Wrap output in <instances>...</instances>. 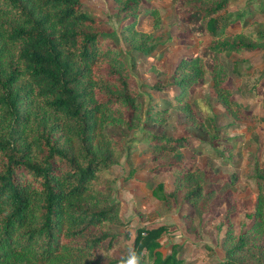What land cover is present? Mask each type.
Returning <instances> with one entry per match:
<instances>
[{
    "label": "trees",
    "instance_id": "1",
    "mask_svg": "<svg viewBox=\"0 0 264 264\" xmlns=\"http://www.w3.org/2000/svg\"><path fill=\"white\" fill-rule=\"evenodd\" d=\"M230 1L183 0L177 8L182 20L196 22L194 32H204L209 40L203 51L180 57L170 82L149 85L175 89L169 104L160 107L151 93L145 102L131 72L135 62L127 60L130 52L150 54L159 44L152 30L136 26L142 0H114L128 17L120 34L86 11L81 0H0V264H121L130 250L140 255L141 264L145 253L152 264H183L181 245L160 250L164 224L137 227L130 243V232L116 229L125 221L111 197L110 167L125 152L130 177L142 170L131 160L132 146L154 150L157 162L150 172L173 175L170 190L163 181L148 186L162 213L181 201L209 205L218 188L231 186L220 179L210 183L207 164L192 166L176 155L187 144L186 134L145 129L163 124L174 108L214 143L226 128L216 123L214 103L233 118L244 113L229 82L235 66L230 69L223 56L264 48V29L227 28L247 12L246 7L227 10ZM148 17L153 29L160 26L157 7L148 9ZM205 82L210 94L203 97L206 111L199 118L191 97ZM248 93L264 115V71ZM140 124L144 129L138 134ZM249 176L256 189L250 221L235 231L232 215L240 197L226 191L224 254L213 264H264V162L255 159ZM185 227L196 231L189 213Z\"/></svg>",
    "mask_w": 264,
    "mask_h": 264
},
{
    "label": "rangeland",
    "instance_id": "2",
    "mask_svg": "<svg viewBox=\"0 0 264 264\" xmlns=\"http://www.w3.org/2000/svg\"><path fill=\"white\" fill-rule=\"evenodd\" d=\"M83 8L96 19L106 21L118 34L122 26L127 23L128 17L118 12L114 0H81ZM183 0H142L140 12L137 16L136 26L145 30H152L155 40L159 42L150 54L130 52L127 60L135 62L132 74L140 85L145 102L148 93L153 96V101L160 107L169 104V97L175 89L171 86L161 89L150 88L155 82H170L172 72L177 61L184 54H194L203 51L204 45L209 40L204 32L196 33V22L192 24L182 20L177 14V8ZM246 0H231L227 10H241L246 5ZM256 2V1H254ZM157 7L161 17V24L153 29L152 18L148 17V9ZM262 10L253 13L250 17H244L239 23H228L227 28H243L245 31L256 32L264 29V0H261ZM124 49L127 46L119 38ZM162 52V53H161ZM161 53V54H160ZM231 70L230 84L235 97L243 103L245 110L239 118L228 115L219 103H214L213 109L217 112L216 123L226 125L220 129L221 139L209 143L208 134L199 127H190L184 123L182 112L169 108V114L163 124L153 123L146 125L147 131L164 133L168 136L186 134L188 141L185 146L176 150V155L189 162L192 166L207 164L209 171L207 179L210 183L217 179L231 182V186L218 188L215 197L208 202L202 201L193 204L191 202H179L168 212L160 211V201L153 197L149 191V185L157 181H163L164 187L170 190L173 187V175L166 171L160 174L150 172L156 164L154 150L147 145L136 143L132 146L133 164L141 165L142 170L134 172L128 177L129 165L125 161V152L120 161L110 167L115 180L112 183V199L120 204V215L125 221L123 225H117L116 229L122 234L130 232L128 243L132 241L136 228L139 226H151L164 224L167 229L160 237V250L167 253L171 245H181L179 251L183 258V264H213L214 258L221 259L224 250L220 244V238L224 233L226 223L224 221V209L227 204L225 192L231 189L239 194L238 210L232 215L235 231L243 229L244 224L250 221L253 193L255 192L254 179L249 176L253 171L255 159L264 162V115L260 102L249 96L248 89L255 82L261 72L264 71V48L245 50L242 54L225 52L223 56ZM236 61L235 65L234 62ZM210 94V84L205 82L194 88L192 105L197 117L202 118L206 111L203 97ZM229 123V125H227ZM136 133L144 129V125ZM119 134L118 128L112 129ZM134 147V148H133ZM186 213H189L195 223L196 231L190 232L185 227ZM144 264H152L150 257L145 253Z\"/></svg>",
    "mask_w": 264,
    "mask_h": 264
},
{
    "label": "crops",
    "instance_id": "3",
    "mask_svg": "<svg viewBox=\"0 0 264 264\" xmlns=\"http://www.w3.org/2000/svg\"><path fill=\"white\" fill-rule=\"evenodd\" d=\"M256 1V2H254ZM246 5L243 6V7H246L247 9V12H246V15L244 17H250L253 13H256V12H260L262 10V7H261V0H246L245 1ZM243 7L241 9H243ZM234 23V22H233ZM235 23H241V20H236ZM174 88L171 87L170 90H173Z\"/></svg>",
    "mask_w": 264,
    "mask_h": 264
},
{
    "label": "clouds",
    "instance_id": "4",
    "mask_svg": "<svg viewBox=\"0 0 264 264\" xmlns=\"http://www.w3.org/2000/svg\"><path fill=\"white\" fill-rule=\"evenodd\" d=\"M101 254L104 255V253ZM121 264H141V257L135 250H130L129 255L121 261Z\"/></svg>",
    "mask_w": 264,
    "mask_h": 264
}]
</instances>
